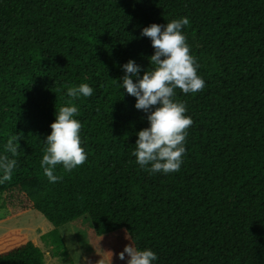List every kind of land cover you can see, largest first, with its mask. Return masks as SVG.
I'll return each mask as SVG.
<instances>
[{
    "label": "trees",
    "instance_id": "16d2710c",
    "mask_svg": "<svg viewBox=\"0 0 264 264\" xmlns=\"http://www.w3.org/2000/svg\"><path fill=\"white\" fill-rule=\"evenodd\" d=\"M183 17L205 87L176 90L193 120L183 163L152 174L132 155L149 123L122 86L123 65L140 66L134 83L151 71L142 30ZM85 83L91 97H68ZM70 100L87 160L57 165L63 179L51 183L45 142ZM11 135L17 167L0 184L8 218L36 210L59 227L87 216L99 239L121 231L125 245L156 253L153 264H264V0H0V155L13 158ZM8 234L0 264H46L35 241L8 247ZM54 236L43 239L66 254Z\"/></svg>",
    "mask_w": 264,
    "mask_h": 264
},
{
    "label": "clouds",
    "instance_id": "9594fccd",
    "mask_svg": "<svg viewBox=\"0 0 264 264\" xmlns=\"http://www.w3.org/2000/svg\"><path fill=\"white\" fill-rule=\"evenodd\" d=\"M189 25L187 17L174 19L162 26L151 24L142 30L141 35L150 38L154 54L149 58L155 67L145 71L142 78L133 82L141 68L134 60L123 65L125 76L122 86L127 94L136 98L135 108L148 113L149 127L137 133L135 150L132 155L136 163L149 173L179 172L186 152L185 142L188 129L193 124L190 116L185 115V103L176 101V90L184 94H195L204 90L205 81L198 75L199 64L191 54L186 36L182 29ZM67 95L70 98L91 97L93 89L88 84L69 86ZM79 115L78 107L69 101V106L60 107L56 111V120L50 127V135L46 138V148L41 161L44 175L49 182L62 180V176L54 174L57 165L71 172L87 160V154L81 146L80 131L82 124L75 119ZM20 136L11 135L5 145V152L0 155V184L11 182L17 167ZM127 264H153L157 255L151 249L140 250L133 244L126 245L118 254L120 260Z\"/></svg>",
    "mask_w": 264,
    "mask_h": 264
},
{
    "label": "rangeland",
    "instance_id": "374dc122",
    "mask_svg": "<svg viewBox=\"0 0 264 264\" xmlns=\"http://www.w3.org/2000/svg\"><path fill=\"white\" fill-rule=\"evenodd\" d=\"M7 216L8 211L0 200V237L14 229L19 230L21 234L14 237L8 234L9 240L13 241L8 244V247L25 240H33L45 252L46 264H127L126 253L125 260L122 261L118 257L126 246L123 233L118 231L99 239L94 234L87 216H81L59 227H54L36 210L15 217ZM54 229L57 231V236L62 239L66 254H63L61 250L54 251L43 239ZM3 249L4 247L0 245V250Z\"/></svg>",
    "mask_w": 264,
    "mask_h": 264
}]
</instances>
